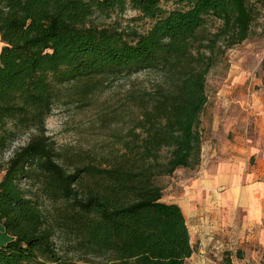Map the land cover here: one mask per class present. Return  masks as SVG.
Returning a JSON list of instances; mask_svg holds the SVG:
<instances>
[{"label":"trees","instance_id":"trees-1","mask_svg":"<svg viewBox=\"0 0 264 264\" xmlns=\"http://www.w3.org/2000/svg\"><path fill=\"white\" fill-rule=\"evenodd\" d=\"M254 1L0 0V223L11 238L0 264L192 257L185 216L162 202L161 182L199 168L207 80L251 37ZM128 10L150 29L108 24ZM142 73L152 88L133 93V131L119 148L68 154L49 136L58 103ZM68 240L74 256L64 252Z\"/></svg>","mask_w":264,"mask_h":264},{"label":"rangeland","instance_id":"rangeland-1","mask_svg":"<svg viewBox=\"0 0 264 264\" xmlns=\"http://www.w3.org/2000/svg\"><path fill=\"white\" fill-rule=\"evenodd\" d=\"M254 3L258 15L251 37L229 50L208 77V106L200 127L203 143L211 137L215 124L219 123L220 130H224L223 118L231 115V105L239 97L237 86L251 85L252 91L264 90V2L255 0ZM110 23L118 25L126 34L144 33L151 27L150 21L132 10L115 15ZM153 80L143 73L110 78L87 100L67 97L55 106L47 121L49 136L68 154L87 152L107 156L133 131V93L152 88ZM48 208L52 210V205ZM248 210L247 207L235 210L230 220L220 222L218 227L225 234H219V239L215 236L213 241H220L222 246L209 254L197 252V264H203V259L208 258L209 264H264V204L258 220L249 218ZM227 212L230 216L231 212ZM64 252L74 256L70 240L64 243Z\"/></svg>","mask_w":264,"mask_h":264},{"label":"crops","instance_id":"crops-1","mask_svg":"<svg viewBox=\"0 0 264 264\" xmlns=\"http://www.w3.org/2000/svg\"><path fill=\"white\" fill-rule=\"evenodd\" d=\"M3 44L0 39V52ZM232 113L223 118L224 130L214 125L202 145L201 164L194 171L178 170L164 178L162 202L178 205L186 219L194 253L185 264H197V252L222 246L213 241L225 234L218 225L235 210L247 207L258 220L264 204V90L236 87ZM247 94V95H246ZM2 174H0V182ZM230 211V216H227ZM214 226V227H212ZM247 229V228H246ZM232 234V232H231ZM0 223V247L10 241ZM209 258L203 264H209Z\"/></svg>","mask_w":264,"mask_h":264}]
</instances>
